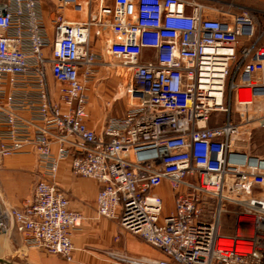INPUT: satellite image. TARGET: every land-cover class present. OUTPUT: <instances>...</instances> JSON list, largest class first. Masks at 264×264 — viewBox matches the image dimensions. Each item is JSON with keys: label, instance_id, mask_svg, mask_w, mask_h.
Here are the masks:
<instances>
[{"label": "built area", "instance_id": "obj_1", "mask_svg": "<svg viewBox=\"0 0 264 264\" xmlns=\"http://www.w3.org/2000/svg\"><path fill=\"white\" fill-rule=\"evenodd\" d=\"M54 12L49 32L41 0H0V162L31 154L40 171L20 209L0 191V233L72 262L83 216L56 184L69 161L101 185L96 216L162 256L110 253L117 264H264V156L243 149L264 129V11L234 0H56ZM92 67L123 71L105 107L123 100L125 112L100 133L87 126Z\"/></svg>", "mask_w": 264, "mask_h": 264}, {"label": "crops", "instance_id": "obj_2", "mask_svg": "<svg viewBox=\"0 0 264 264\" xmlns=\"http://www.w3.org/2000/svg\"><path fill=\"white\" fill-rule=\"evenodd\" d=\"M55 2L56 0H41V12L49 32H52L51 21L55 15ZM260 2L258 10L264 11V0ZM91 107L89 104L88 110L90 108L89 111L92 114L90 121H87V126L94 127L97 133H100L102 127L94 125V112ZM58 171L56 184L66 192L70 210L83 216L80 230L71 236L74 246L72 262H66L62 257L47 254L40 249L28 248L22 243V236L12 232L8 235L0 233V264H117L109 258L110 253L154 258L138 252L132 243H135V246L138 244L148 248L149 246L122 230L116 220L96 216L95 197L101 188L100 184L95 180L75 177L69 169V161H63ZM39 172L36 157L31 154L6 157L2 160L0 191L4 204L20 209L25 200L32 196ZM167 192L168 186L165 183L160 193L166 196ZM157 254L159 256L155 259L162 258L158 252Z\"/></svg>", "mask_w": 264, "mask_h": 264}, {"label": "rangeland", "instance_id": "obj_3", "mask_svg": "<svg viewBox=\"0 0 264 264\" xmlns=\"http://www.w3.org/2000/svg\"><path fill=\"white\" fill-rule=\"evenodd\" d=\"M261 0H234L235 5L242 6L244 8H252L255 10H258L260 8V2ZM238 12V9L233 10V12ZM258 20H260V24L264 23V17H258ZM92 42V48L93 50L100 54L102 58H104L105 61L110 62L109 56L106 54L104 48L100 46V44L96 41L95 38L91 39ZM92 70H89L90 74L86 76L85 83L88 87V96L90 97V107L93 108L94 112V125L99 126L100 128L103 127V123L105 122V119L109 117L114 116H120L124 114L125 110V104L123 103V100H120V105L116 106L114 108H106L105 104L112 99V95L117 91L119 87V83L123 74V71L121 69L116 70V72L112 75L110 74L106 68L103 67H92ZM50 84L54 85L52 81H50ZM54 87V86H53ZM90 110V108H89ZM89 112V118L88 121L91 119V112ZM92 128L95 132H97V129L94 127ZM244 150L248 151L250 154H256L260 156H264V129H256L253 130L250 133V137L248 139V142L243 147ZM167 196V205L166 209L171 210L172 208V200L169 196V193L166 194ZM222 222L225 223L224 230L228 229L230 226L233 225L232 219L230 216L225 215L222 218ZM135 238V237H134ZM136 239V238H135ZM139 240V239H137ZM141 241V240H140ZM133 247L138 250V252H142L144 255L150 258H157L159 255L157 254V251L155 249H152L151 247H145L140 244L135 246V243H132Z\"/></svg>", "mask_w": 264, "mask_h": 264}]
</instances>
